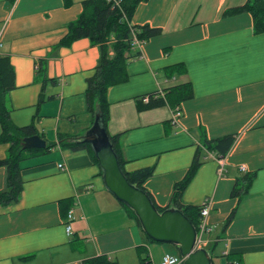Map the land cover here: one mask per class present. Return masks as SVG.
I'll use <instances>...</instances> for the list:
<instances>
[{"label":"crops","instance_id":"0c3cea01","mask_svg":"<svg viewBox=\"0 0 264 264\" xmlns=\"http://www.w3.org/2000/svg\"><path fill=\"white\" fill-rule=\"evenodd\" d=\"M82 1L64 7L62 0H0V55L9 56L15 72L16 86L7 93L10 119L16 126L37 120V133L46 145L54 144L25 154L20 199L0 207V264H82L99 256L115 264H140V248L148 251L151 264H159L166 253L146 240L105 189L87 151L59 145L58 134L81 136L92 122L84 90L99 47L87 38L58 45ZM245 2H141L131 23L162 32L140 45V56L128 62V80L108 88V131L123 132L127 170L154 168L144 186L158 206L168 204L173 184L202 148L183 201L200 205L211 200L210 231L200 245L211 249L215 264H264V32H253L248 12L222 15ZM176 63L184 71L167 75L165 68ZM184 82L191 83L193 96L179 104L177 123L169 105L137 110L136 97ZM40 93L44 100L38 104ZM228 134L236 138L220 164L202 140ZM8 146L0 142V159ZM249 172L255 177L247 193L240 199L231 196L236 178ZM4 179L0 166V190ZM234 208L235 217L224 228Z\"/></svg>","mask_w":264,"mask_h":264},{"label":"trees","instance_id":"16d2710c","mask_svg":"<svg viewBox=\"0 0 264 264\" xmlns=\"http://www.w3.org/2000/svg\"><path fill=\"white\" fill-rule=\"evenodd\" d=\"M64 7H69L73 0H62ZM147 0H121L120 5H114L108 0H83L82 10L76 19L66 24V31L58 41V45L68 46L73 41L80 38H87L93 45H97L100 50L98 63L91 76L86 79V88L84 90L86 110L91 114L92 121L96 109L101 113L104 127L109 134L112 146L118 155L119 162L124 174L128 180L144 190L153 201L159 211L166 207H176L180 209L194 224L196 228L200 223V205L187 204L183 201V193L188 184L193 179L198 167L201 164V150L198 148L191 165L186 171L184 177L175 182L169 197L168 204L160 207L154 201L151 193L144 186L145 180L153 174V167H145L129 171L125 168V160L122 157L120 138L123 132L110 134L108 131L109 122V101L108 88L113 85L124 83L128 80L127 71L128 62L140 56L139 50H134L131 46L132 31L137 38L147 40L161 34L162 29L145 25H135L131 23L132 16L137 6ZM242 12H248L252 16L253 32L255 34L264 32V0H246L245 3L228 8L222 15H235ZM41 63V62H40ZM42 64V63H41ZM42 67L39 68V72ZM167 75L179 74L184 71L182 63H176L165 68ZM45 78L43 79V83ZM15 72L8 55H0V142L8 143L6 156L0 159V166L5 167L4 188L0 190V207H7L19 201L24 181L21 176V162L26 159L25 153L31 149H23L21 140L25 136L38 134L34 123L25 126H16L10 119V109L7 105V93L15 88ZM43 89V87H42ZM150 92L136 97V108L138 111L153 109L169 105L174 108L182 101L193 96V90L190 82L176 84L161 91ZM144 96H148L147 101H143ZM44 100L42 93L38 97V104ZM92 124V122H91ZM80 135L58 134L59 145L63 148L72 150H86L94 165L98 166L89 144L79 141ZM236 136L228 134L214 139L204 137L202 146L206 150L213 152L218 156H225L232 147ZM51 145L44 148L48 150ZM39 149V150H44ZM99 167V166H98ZM99 174L101 172L99 171ZM254 172L245 173L242 177L236 178L231 191V196L240 199L247 193L253 179ZM121 205L130 213L138 228L141 226L134 212ZM235 217V208L230 212L224 221L223 227L226 228ZM143 232V231H142ZM149 242H155L144 234ZM177 249L176 245H174ZM142 248L139 249L141 254ZM212 263L213 254L209 249ZM140 264H151L149 256L139 255ZM82 264H115L103 256L89 258Z\"/></svg>","mask_w":264,"mask_h":264},{"label":"water","instance_id":"95a60500","mask_svg":"<svg viewBox=\"0 0 264 264\" xmlns=\"http://www.w3.org/2000/svg\"><path fill=\"white\" fill-rule=\"evenodd\" d=\"M89 144L101 172L105 189L120 203L131 209L143 233L155 242L176 245L183 264H213L205 247H197V228L178 208L159 211L150 196L131 183L121 168L101 113L96 109L92 124L77 138ZM23 149H44L46 141L39 134L25 136Z\"/></svg>","mask_w":264,"mask_h":264},{"label":"built area","instance_id":"2783aa9c","mask_svg":"<svg viewBox=\"0 0 264 264\" xmlns=\"http://www.w3.org/2000/svg\"><path fill=\"white\" fill-rule=\"evenodd\" d=\"M108 1L111 2L113 6L114 5L119 6L121 0H108ZM143 42L144 40L137 38L136 35L134 34V31H132L131 46L134 49H139L140 45ZM0 47H1V42H0ZM160 94H162L161 91H160ZM147 100H148V96H144L143 101H147ZM181 116H182V110L179 106H176L175 108L172 109L171 119L174 123H177ZM211 153L212 152H210V154ZM212 155L215 159L219 160L220 162H222V160L224 159V156H218L214 153ZM61 166L62 164H59V167ZM210 209H211V200L207 198L200 205V223L197 229V245H200L204 241L203 235L210 231V228L208 227V222H207ZM72 218H73V213H72V209H70L67 213V219L65 222V229H66L67 234L71 233L72 227H71L70 221L72 220ZM182 261H183V258L180 257L179 255L164 253L161 258L160 264H181Z\"/></svg>","mask_w":264,"mask_h":264},{"label":"rangeland","instance_id":"374dc122","mask_svg":"<svg viewBox=\"0 0 264 264\" xmlns=\"http://www.w3.org/2000/svg\"><path fill=\"white\" fill-rule=\"evenodd\" d=\"M36 123H37V120H36V122H34V124L36 125ZM37 151H39V149H31V150L26 151L25 154H27V153L29 154L31 152H37ZM222 162H223V160H222ZM222 162H220V164H222ZM206 237H207V234H204L203 240L206 239ZM150 244L156 245V246H162L164 248V252L171 253V254H177V249L175 248V246L173 244L159 243V242H151ZM140 255L149 256V253L146 249H142Z\"/></svg>","mask_w":264,"mask_h":264}]
</instances>
